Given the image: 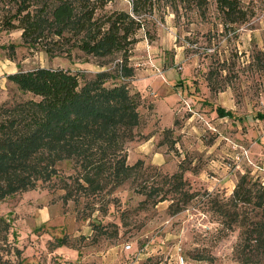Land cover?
Returning a JSON list of instances; mask_svg holds the SVG:
<instances>
[{
    "label": "rangeland",
    "instance_id": "374dc122",
    "mask_svg": "<svg viewBox=\"0 0 264 264\" xmlns=\"http://www.w3.org/2000/svg\"><path fill=\"white\" fill-rule=\"evenodd\" d=\"M241 2L251 16L225 30L212 3L203 14L179 10L175 17L164 6L158 10L161 20L155 16L151 40L139 30L127 60L133 68L127 87L139 95L140 125L123 144L126 163L141 159L167 174L180 165L195 196L171 214L165 200L140 205L142 195L124 182L104 196L103 211L96 210L100 202L90 210L81 201L62 202L61 181L51 178L0 201V217L8 224L6 243L19 250L18 258L10 255L9 261L241 264L232 252L237 229H220L208 202L227 197L242 173L264 183V117L256 115L264 114V0ZM128 6L127 0H112L107 7ZM9 44L14 46L11 59ZM115 60L100 67L90 57H48L21 45L18 30L0 29V102L30 97L5 79L17 69L61 67L89 76ZM215 107L230 115H216ZM58 167L68 169L62 162ZM146 173L157 178L154 170ZM58 237L63 244L57 245ZM7 245L0 244L1 254Z\"/></svg>",
    "mask_w": 264,
    "mask_h": 264
},
{
    "label": "trees",
    "instance_id": "16d2710c",
    "mask_svg": "<svg viewBox=\"0 0 264 264\" xmlns=\"http://www.w3.org/2000/svg\"><path fill=\"white\" fill-rule=\"evenodd\" d=\"M127 1L128 9L107 7L112 0H0V29L18 30L25 48L69 60L90 57L100 67L116 59L108 69L89 76L44 66L5 75L19 94L30 97L0 102V201L55 177L61 181L62 202L81 201L90 210L100 202L96 210L103 211L104 196L124 182L142 195L140 205L165 200L171 214L195 196L180 165L167 174L143 165L141 159L126 163L123 144L140 125L139 95L127 87L133 75L127 60L139 30L151 40L155 16L158 13L161 20L164 6L175 17L179 10L203 14L212 3L224 30L244 22L252 11L241 0ZM6 50L11 59L14 46L9 44ZM214 110L218 116L230 115L219 107ZM61 162L67 171H60ZM150 169L157 178L146 173ZM208 202L220 229H237L234 259L264 264V183L242 173L227 197ZM7 227L0 217L2 246L7 245ZM56 240L57 245L64 243L63 237ZM10 255L17 259L19 250L7 245L0 253V264H18L9 261Z\"/></svg>",
    "mask_w": 264,
    "mask_h": 264
},
{
    "label": "built area",
    "instance_id": "2783aa9c",
    "mask_svg": "<svg viewBox=\"0 0 264 264\" xmlns=\"http://www.w3.org/2000/svg\"><path fill=\"white\" fill-rule=\"evenodd\" d=\"M128 247H129V244L126 243V244L124 245V248H128ZM179 264H182L181 259L179 260Z\"/></svg>",
    "mask_w": 264,
    "mask_h": 264
}]
</instances>
